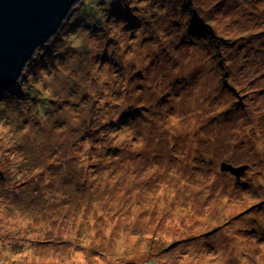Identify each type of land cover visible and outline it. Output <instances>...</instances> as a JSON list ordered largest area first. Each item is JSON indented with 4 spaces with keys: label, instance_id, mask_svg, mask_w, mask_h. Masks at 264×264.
I'll return each instance as SVG.
<instances>
[{
    "label": "rangeland",
    "instance_id": "374dc122",
    "mask_svg": "<svg viewBox=\"0 0 264 264\" xmlns=\"http://www.w3.org/2000/svg\"><path fill=\"white\" fill-rule=\"evenodd\" d=\"M23 76L0 91V264H264V0H79ZM131 108L119 139L84 133ZM121 139L124 173L100 158Z\"/></svg>",
    "mask_w": 264,
    "mask_h": 264
},
{
    "label": "water",
    "instance_id": "95a60500",
    "mask_svg": "<svg viewBox=\"0 0 264 264\" xmlns=\"http://www.w3.org/2000/svg\"><path fill=\"white\" fill-rule=\"evenodd\" d=\"M78 1L0 0V91L19 82L28 62L59 32ZM225 169L236 178L243 173L242 167Z\"/></svg>",
    "mask_w": 264,
    "mask_h": 264
},
{
    "label": "trees",
    "instance_id": "16d2710c",
    "mask_svg": "<svg viewBox=\"0 0 264 264\" xmlns=\"http://www.w3.org/2000/svg\"><path fill=\"white\" fill-rule=\"evenodd\" d=\"M188 2H189V0H188ZM189 8H190V12L192 13V21H193V24L195 23V24H197V23H199L201 26L200 27H202V29L203 30H206V33H207V35H208V37H209V39H210V41H211V43H213L214 44V46L216 47V46H226V47H233V46H235L236 44H237V42L238 41H229V40H227L226 38H224L223 36H220V35H218L214 30H213V28L211 27V24H210V22H208V21H204L203 20V17L202 16H200L199 15V13H197L198 12V10H197V8H196V5H195V3L193 2L192 4H190V6H188ZM217 48V47H216ZM230 57H232V56H230ZM227 60H230V59H228V58H226V57H224V58H222V60H221V65L224 67V66H226V62H227ZM233 63H234V61H232ZM219 67H221V66H219ZM233 66H229V70H228V72L229 71H232V70H230L231 68H232ZM28 78V77H27ZM25 76H23L22 78H21V81H24L25 79H27ZM226 78V77H225ZM227 83L228 84H230V85H232V83L228 80L227 81ZM232 87H234L233 85H232ZM130 89H132L131 88V86L129 87V90ZM19 90V89H18ZM132 90H134V89H132ZM8 92L9 93H11V94H15V92H17L18 93V91L15 89V88H13V90H9L8 89ZM8 93V94H9ZM138 111L139 110H137V109H129V110H127V111H125V109H123V110H121L120 112H118V114L116 115V116H112L110 119H108V121H107V123L106 124H100V123H97V127H95V125L93 124V122L91 123L90 122V124H92V126H86V128H85V130H84V133L85 134H87L88 135V137L89 138H91V135H89V134H91V133H93V132H97L96 134H97V136H96V139L98 138V135H101V137L98 139V140H102V142L104 143V141L106 140V142H109V141H111L112 140V138H110V139H106V136H111V134L112 133H115L114 134V137H116V139H119V136H118V132H121L122 130H124L123 129V127L125 126V124L122 126V123H124L126 120H127V117L126 116H128V117H132V116H135L136 115V113H138ZM124 112V113H123ZM134 113V114H133ZM126 115V116H125ZM136 121H133L132 122V126L134 125L133 123H135ZM96 124V123H95ZM122 126V127H121ZM108 127H111V130L109 131L107 128ZM130 127H131V125H130ZM135 127V126H134ZM87 128H91L90 130H89V132L87 133V131H86V129ZM94 129V130H93ZM109 131V132H108ZM83 133V132H82ZM122 136V139H125L126 140V135H124V134H122L121 135ZM104 138H105V140H104ZM121 139V141L120 142H116V144L113 146V147H109V148H107L108 150L107 151H105V153H106V155L104 156V154H103V152L101 153V155H100V158L102 157L103 159H104V161H105V158L107 157V156H109L111 159H115V161H113L112 163H117V168H116V170H121V171H123V173H124V170H125V158H126V155L127 154H121V152H122V150L124 149V144H123V140ZM118 155H120L121 157H119L118 158ZM101 158V159H102ZM118 158V159H117ZM103 159H102V161H103ZM110 160V159H109ZM103 161V162H104ZM106 162V164L107 165H111L112 163H111V161H105ZM114 176H115V178H116V173H114ZM122 180V179H121ZM117 182H120V181H117ZM83 186H84V184H82ZM122 184H121V182H120V184H119V186L118 187H120ZM158 246H157V245ZM147 250H150V251H153V250H159L160 252H164V251H166V249H165V246L164 247H161L160 245H159V241H155V240H153V239H151L149 242H147ZM172 245H170L169 247H171ZM160 248V249H159Z\"/></svg>",
    "mask_w": 264,
    "mask_h": 264
},
{
    "label": "bare ground",
    "instance_id": "6f19581e",
    "mask_svg": "<svg viewBox=\"0 0 264 264\" xmlns=\"http://www.w3.org/2000/svg\"><path fill=\"white\" fill-rule=\"evenodd\" d=\"M193 31V29H192ZM224 88H227V86H223ZM230 88V91L233 92L234 91V88L233 87H229Z\"/></svg>",
    "mask_w": 264,
    "mask_h": 264
}]
</instances>
